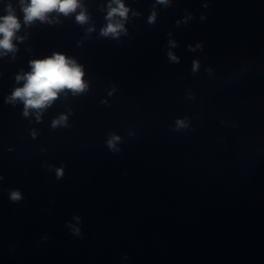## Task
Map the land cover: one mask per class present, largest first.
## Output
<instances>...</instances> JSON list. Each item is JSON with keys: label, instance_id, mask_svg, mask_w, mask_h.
<instances>
[{"label": "clouds", "instance_id": "1", "mask_svg": "<svg viewBox=\"0 0 264 264\" xmlns=\"http://www.w3.org/2000/svg\"><path fill=\"white\" fill-rule=\"evenodd\" d=\"M173 0H154L152 4V11L147 18L150 25H154L157 19V7L163 6L168 8L172 5ZM20 10L23 13V25L25 27L33 26L37 21L41 24L47 23L49 25L59 23V16L68 17L75 14V20L78 24H85L89 21V14L81 0H19ZM207 7V5H205ZM6 14L0 16V57H6L9 53L13 54L18 51L17 44L14 41L22 43L26 37L18 36L17 33L21 30V20L15 14V9L11 4L5 8ZM132 12L134 17H138L141 13L133 11L126 6L124 0H108L107 11L105 15L106 25L101 29L100 35L104 37L111 36L117 38L121 32L126 33L124 22L128 20L129 12ZM55 14V15H53ZM193 14L187 12L183 18V23L187 24ZM205 17L201 16L203 20ZM181 21H176L179 26ZM94 29L89 28L91 32ZM172 33H168V47H177V42L171 39ZM201 45L197 44L196 48ZM189 51L195 49L189 45ZM167 56L170 62L178 63L179 58L172 52L168 51ZM30 71L18 73L15 76V81L19 84L23 82L22 86L14 88L11 94L5 97L6 104L15 105L17 101L23 104L24 117H28L30 112L36 114L37 121L40 120L41 113L58 98L59 94L65 90H70L73 94L82 93L86 90L87 84L84 80L83 68L77 62L67 57L66 55L56 52L51 56L43 59H33L29 61ZM199 68L197 61L193 62L192 71L195 72ZM67 116L61 115L58 119L53 120L52 127L56 128L58 125L65 124ZM188 127L183 120L177 121V129ZM33 135H35L33 133ZM118 136H113L107 141L110 150L118 151L115 142L119 141ZM49 170L54 168L53 165H48ZM56 179L63 178V169L56 168ZM3 180V176H0ZM9 200L13 203H19L23 199L21 190L9 189ZM79 224L80 217H74ZM72 229V234L76 237L81 236L80 227L69 225ZM47 241L48 237L45 236Z\"/></svg>", "mask_w": 264, "mask_h": 264}]
</instances>
